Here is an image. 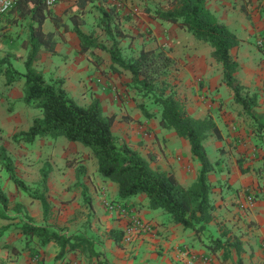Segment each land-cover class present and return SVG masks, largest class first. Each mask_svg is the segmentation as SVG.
I'll list each match as a JSON object with an SVG mask.
<instances>
[{
  "label": "crops",
  "instance_id": "obj_1",
  "mask_svg": "<svg viewBox=\"0 0 264 264\" xmlns=\"http://www.w3.org/2000/svg\"><path fill=\"white\" fill-rule=\"evenodd\" d=\"M171 1L154 0L152 4L148 0H92L81 9L74 0H57L49 10L59 18V26L56 28L48 18L42 27L44 33H53L52 48L39 49L34 67L43 69L44 73L40 71L43 77L61 79L63 87L70 83L67 90L75 88L76 74L82 93H90L91 101L98 99L104 114L116 115L112 133L118 143L136 150L152 168L172 172L181 186L188 187L196 181L200 170L188 141L172 130L161 128L157 111L150 118L144 116L139 106L141 97L129 87L130 73L122 69L120 73L112 72L109 53L102 61L107 50L91 48L88 53H80V41L70 18L78 14L79 29L96 44L100 43L95 40L109 36L120 41L121 48L127 46L126 41L132 43V57H137L142 48L168 46L166 53L173 59L175 98L190 116L212 118L220 132V138L209 135L203 141L207 158L214 166L208 173L212 220L204 231L196 233L172 221L161 209H151L143 193L120 200L117 184L101 178L97 161L88 148L64 137L36 138L28 145L34 152L42 147L46 160L32 167L36 176L26 173L22 179L29 187L35 186L40 180V168L48 163L49 211L44 218L39 200L24 196L8 183L3 187L0 171L1 189L9 200V193L13 192L12 200L16 202L7 208L15 219H0V264H264V45L262 48L256 45L258 39L264 38V0L205 1L206 8L239 41L230 53L239 64L238 82L245 92L256 95L257 103L249 112L234 102L208 44L197 41L175 24L151 17L155 10H166ZM111 8L119 14L116 24L124 37L117 36L113 28L111 35L102 29V11L109 12ZM47 23L53 24V28H45ZM148 27L156 41L154 46L145 39ZM8 55L13 66L23 73L17 65L24 66L26 56ZM23 83L20 79L6 86L4 76L0 75V84L5 88L20 86V99ZM27 109L24 115L27 114L28 123L21 131H26L32 120L40 116ZM76 157H80L79 163L67 166V161ZM79 164L84 173L78 179ZM251 196L252 202H248ZM108 202L115 206L114 211L106 210ZM16 204L33 223L50 226L66 235L82 236L88 242L57 257L59 247L55 243L39 247L34 237L29 243L31 252L18 228L20 215H16ZM133 215L151 230L141 234L132 230L131 241L125 242L123 238L130 233ZM217 239L220 245L215 247L213 241ZM212 247L215 249L211 250Z\"/></svg>",
  "mask_w": 264,
  "mask_h": 264
},
{
  "label": "trees",
  "instance_id": "obj_2",
  "mask_svg": "<svg viewBox=\"0 0 264 264\" xmlns=\"http://www.w3.org/2000/svg\"><path fill=\"white\" fill-rule=\"evenodd\" d=\"M71 1V0H69ZM83 9L92 0H74ZM206 0H172L166 10H155L151 17L177 25L180 29L190 33L197 41L208 44L212 48L211 57L220 65L222 81L232 91L234 102L239 104L245 112H249L256 105V95L244 91L236 78L239 64L230 51L239 41L226 25L218 22L216 17L206 8ZM17 13L18 19L29 18L28 40L24 42L28 48L24 61V72L20 73L12 64L10 56L0 58V75L5 78V85L9 86L23 79V102L25 106L36 109L41 115L32 120L26 131L12 135L15 144L21 142L30 144L36 138L64 137L69 142H77L91 151L97 161V172L104 181H111L118 186V197L125 200L137 194H145L151 209H161L167 213L172 221L194 232H202L212 220L213 206L210 202V187L208 173L214 166L207 158L203 141L214 135L220 138V132L210 117L196 119L190 116L184 106L172 94H166L164 78L173 66V59L161 48H142L137 57L125 59L117 41L109 49L103 44H96L79 29L78 14L71 16L75 34L80 41V53H88L91 48L107 50L111 60V71L120 73V69L130 73L131 87L141 96H147L160 107L159 126L172 130L180 138L188 141L191 154L200 164L196 181L188 186H181L172 172L152 168L148 161L127 144H119L112 133V126L116 120L115 114L106 115L98 99H93L88 106L75 103L63 88L61 79H53L46 83L42 73L34 67L41 47L52 48L53 33H44L43 24L50 18L55 27L59 26V18L52 16L43 0H19L9 13ZM118 12L111 8L109 12L102 11V29L111 35L112 28L117 36L124 37L116 24ZM67 29V26L64 25ZM146 118L152 114L140 106ZM67 162V166H71ZM47 166V168H45ZM0 167L8 174L10 181L21 192L40 201L43 217L46 218L49 204L46 199V181L49 173L48 163L39 170L40 180L31 189L24 180L15 173V166L6 148L0 146ZM84 173V167L76 170L79 179ZM9 199L0 187V219L13 220L7 212ZM21 206L16 204V215H20L18 228L25 237L27 248L32 238L38 239L39 247L53 242L59 247L57 257L76 250L86 239L78 235H66L47 225H37L23 213ZM114 235V233H111ZM119 237L117 240H119ZM214 246L220 245V240L213 241ZM8 247V246H7ZM236 254L239 246H235ZM15 250V248H10ZM215 248L212 247L211 250ZM227 251L226 249L224 250ZM98 255V254H96Z\"/></svg>",
  "mask_w": 264,
  "mask_h": 264
},
{
  "label": "rangeland",
  "instance_id": "obj_3",
  "mask_svg": "<svg viewBox=\"0 0 264 264\" xmlns=\"http://www.w3.org/2000/svg\"><path fill=\"white\" fill-rule=\"evenodd\" d=\"M148 2L155 4L154 0H148ZM30 23V19L24 18V19H18L17 13H8L6 16L3 17V20L0 24V56H4L7 53L12 56L22 57L26 56L28 52V48L25 47L24 42H27L28 40V25ZM51 26L53 28V24L47 23L45 28H50ZM92 32H95L93 30ZM146 38L148 41H146L148 44H151L154 46L155 39L151 36L152 30L149 29L146 31ZM264 39V38H262ZM97 43H104L109 48L115 41L109 36L107 39H101V40H95ZM120 41H117V47L119 48L122 56L125 59L132 57V43H127L124 47H119ZM168 46H163L162 50L164 52H168ZM262 48V47H261ZM108 52L105 51L104 58L102 61L104 62L107 59ZM18 59V58H17ZM37 59V58H36ZM212 65V64H211ZM35 67L38 69V67L35 65ZM17 68L24 71V66H18ZM39 72L40 70L38 69ZM37 70V71H38ZM174 67L172 66L169 70L167 76L164 78V85L161 86L164 88L166 94H172L174 97L176 96L175 86L173 84V72ZM44 73L43 71H41ZM40 72V73H41ZM52 73V76L54 77L55 70L52 68L50 70ZM76 74L73 75V80L75 83V88H72L70 90H67L70 83H66L63 87L67 92L68 95L72 98V100L81 106H87L91 102V96L90 93L83 94L82 93V85L80 82H78L76 79ZM44 79L46 83H50L52 81V78H49L48 76H44ZM88 85V84H87ZM131 85V83H130ZM12 90H9V88H5L3 85L0 84V146H4L10 156V158L13 161V165L15 166V173L16 175L22 179L23 175L28 173L30 176L33 174L36 176V172H32L33 166H39L41 165L44 160H46V157H44V153H42V147L36 149L34 152V149H32L31 146H29L26 143H19L15 144L12 141V135L15 133H18L21 131V129L25 128L28 123V116L27 114L24 115L28 111L27 107H25V104L23 102V97L20 99V86L16 85ZM131 87V86H129ZM132 88V87H131ZM137 95V93H136ZM141 103H139V106L145 107L148 111H151L152 116H154L157 111V113L160 112V107L153 103L152 99H150L147 96H141ZM33 111L36 114H40L41 112L39 110L33 109ZM13 116V118L11 117ZM78 158L76 157L74 159L68 160L67 162H71V164H78ZM28 166V167H27ZM47 168V166H45ZM77 168H81V165L79 164ZM0 171L2 172V184L3 187L8 183L10 187H15V185L10 181L8 174L5 170L0 167ZM23 180V179H22ZM36 186V185H35ZM35 186L30 187L31 189H34ZM17 188V187H16ZM18 189V188H17ZM6 191H8L7 188H5ZM19 190V189H18ZM20 191V190H19ZM21 192V191H20ZM23 193V192H22ZM24 196L25 193H24ZM13 197H15V194L9 193V206H13L16 202H14ZM13 212V211H12ZM11 212V213H12ZM2 222V221H0ZM12 251V250H11Z\"/></svg>",
  "mask_w": 264,
  "mask_h": 264
},
{
  "label": "built area",
  "instance_id": "obj_4",
  "mask_svg": "<svg viewBox=\"0 0 264 264\" xmlns=\"http://www.w3.org/2000/svg\"><path fill=\"white\" fill-rule=\"evenodd\" d=\"M19 0H0V24L3 20V17L6 16L17 4ZM45 6L47 8H51L52 6H54L57 2V0H43ZM256 45L258 47H262L264 45V42L262 39H258V41L256 42ZM253 197L251 196L248 199V202H252ZM105 208L107 211H114L115 210V206L111 203H106L105 204ZM130 221L132 223L131 228L128 229L127 235L123 238V240L125 242H130L131 241V231L134 230L136 234H141V233H147L151 230L150 226L148 224H146L145 222H143L140 218H138L137 216L133 215L130 218ZM264 248V245H263Z\"/></svg>",
  "mask_w": 264,
  "mask_h": 264
}]
</instances>
